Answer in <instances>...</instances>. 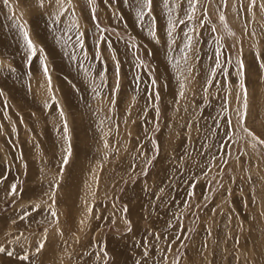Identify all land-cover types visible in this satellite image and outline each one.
Segmentation results:
<instances>
[{
    "label": "rangeland",
    "instance_id": "rangeland-1",
    "mask_svg": "<svg viewBox=\"0 0 264 264\" xmlns=\"http://www.w3.org/2000/svg\"><path fill=\"white\" fill-rule=\"evenodd\" d=\"M261 4L0 0V264H264Z\"/></svg>",
    "mask_w": 264,
    "mask_h": 264
},
{
    "label": "snow or ice",
    "instance_id": "snow-or-ice-1",
    "mask_svg": "<svg viewBox=\"0 0 264 264\" xmlns=\"http://www.w3.org/2000/svg\"><path fill=\"white\" fill-rule=\"evenodd\" d=\"M69 2H70V0H69ZM188 2H189V4H192L193 0H188ZM196 2L198 3L199 0H196ZM4 3L8 4V0H4ZM56 3L58 5H60V12L58 13L57 18L53 20V23H56V20L59 18V15H63V13L67 11V8L64 7V0H56ZM89 3L90 4H94V0H89ZM105 3H107V0H105ZM225 3H226V0H225ZM39 4H40L41 7H43L44 6V0H39ZM152 4H153V0H136V6L139 8V11L137 12V15L141 19V22L143 21V19H144L146 14L147 15H151V13H152ZM249 6L250 7H255L256 6V0H249ZM164 7L166 9H168V0H164ZM260 7L264 8V4H261ZM168 11H169V16H171V9H168ZM193 11H194V9H193ZM93 13H95V9H93ZM205 14H206V10H205ZM189 18L191 19V17H189ZM220 19H221V21H225V17L223 15L220 16ZM153 23H155V18H153ZM180 23H183V20H181ZM174 27H175V25L171 24L170 29L168 31V35L169 36L172 35V29H174ZM20 30L22 31L23 36H24V40H25V44H26V50L29 51L30 56H35L36 53H37V49H36V46H35V44L33 43L32 39H31L28 31L25 29L24 25H20ZM150 31H151V29H150ZM213 31H215V29H213ZM80 35L83 36V33H81ZM233 35H234V33H233ZM189 39H191V38L189 37ZM157 42H159V41L157 40ZM80 45H81V47H83V41L82 40L80 41ZM133 47H136V46L133 45ZM113 60L116 63V72H115L116 84L113 87V93H115L119 89V61L116 60L115 56H113ZM259 66H260V68L264 69V63H261ZM216 67L217 68L221 67L218 56H217V59H216ZM189 71H191V69H189ZM244 71H245V65H244L243 61L241 60V61L238 62V65H237V72L241 76V78H243ZM43 72H44L45 76L48 77V81H49V84H50L51 83V77L49 76V69H48L46 63H43ZM151 83H152V86H153L155 99H159V93H158V91H156V85H157L156 80L152 79ZM241 88L244 89L243 106L246 109L247 108V92H246L245 85L243 83H241ZM182 94L183 93H181V95ZM0 95H2V91H0ZM157 111H158V109H157ZM60 115L63 118L64 113H63L62 110H60ZM227 122L231 123V121H227ZM64 127H65V130H67V121H66V119L64 121ZM249 135L252 136L251 133H249ZM252 138H253V140L257 139L254 136ZM259 142L261 144H264V140L259 141ZM64 163H67V158H65ZM11 191H12L13 194L16 193V185H12L11 186ZM54 195L55 194L52 193L51 196H50V199L54 200ZM37 208H38V205H37ZM51 215L55 218L57 214H56V212L53 211L51 213ZM82 223H83V221H82ZM43 247H44V245L40 244L37 247V252H39ZM0 252H5V249L4 248H0ZM7 255L11 256V255H13V253L8 252ZM105 255H106V253H105ZM20 259L28 260L29 257L27 255H25L23 257H20Z\"/></svg>",
    "mask_w": 264,
    "mask_h": 264
}]
</instances>
